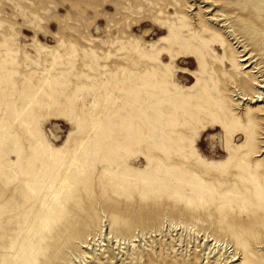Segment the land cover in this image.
Instances as JSON below:
<instances>
[{
    "label": "rangeland",
    "instance_id": "374dc122",
    "mask_svg": "<svg viewBox=\"0 0 264 264\" xmlns=\"http://www.w3.org/2000/svg\"><path fill=\"white\" fill-rule=\"evenodd\" d=\"M82 242L264 264V0H0V264Z\"/></svg>",
    "mask_w": 264,
    "mask_h": 264
},
{
    "label": "bare ground",
    "instance_id": "6f19581e",
    "mask_svg": "<svg viewBox=\"0 0 264 264\" xmlns=\"http://www.w3.org/2000/svg\"><path fill=\"white\" fill-rule=\"evenodd\" d=\"M86 222H87L86 218L81 217V222L79 224L74 223L70 226L69 228L70 233L73 236H78L80 230H85ZM205 241H208V240L205 239ZM68 244L69 243H66L64 246H67ZM89 244L90 243L86 244L85 242H82L79 245V247L77 245L76 250L77 251L80 250V252L74 253V251H72L73 253L71 254V259L65 262V264H76L77 262L81 261V258L84 259L85 254L90 252L89 251L90 249L88 248L90 246ZM211 246L214 249L215 247L220 246V243L214 240L213 243L210 244L209 248ZM46 249H47L46 253L42 256V260L38 264H61L60 261L65 257V252L62 253L61 245L60 244L49 245ZM68 258L70 257L68 256ZM231 261L234 262V261H237V259L235 258L234 260H231Z\"/></svg>",
    "mask_w": 264,
    "mask_h": 264
}]
</instances>
